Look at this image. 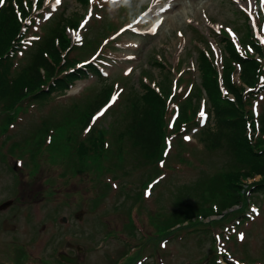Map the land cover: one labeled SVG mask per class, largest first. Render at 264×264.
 <instances>
[{
  "label": "rangeland",
  "instance_id": "374dc122",
  "mask_svg": "<svg viewBox=\"0 0 264 264\" xmlns=\"http://www.w3.org/2000/svg\"><path fill=\"white\" fill-rule=\"evenodd\" d=\"M231 1L45 0L36 4L41 8L34 9L40 22L32 23L25 54L17 53V69L29 61L38 36L49 34L61 19L65 32L77 43L71 55L82 64L98 62L102 75L80 80L70 91L54 94L46 102L32 103L27 111H0V205L14 202L0 210V264H60L59 254L77 258V264H217L219 259L220 264H264V195L249 193L248 205L223 212L236 213L223 220L217 214L203 216L205 224L217 221L191 227V221L200 218L196 211L212 189L211 179L231 166L224 152L209 151L203 141V131L213 123L201 90L198 48L209 51L219 68L227 44L222 46L220 33L243 38L247 53L253 42L264 48L260 6L263 2L264 7V0ZM14 5L18 11V4ZM147 7L149 11L138 16ZM159 8H167L159 14H166L163 22L156 33L147 32L152 19L148 15ZM252 8H257L252 14L255 23L248 14ZM248 24L256 32L250 33ZM106 85L114 91V102L97 114L92 127L103 129L108 154L96 162L86 160L84 166L75 147L68 150V137L79 136L80 141L92 131L73 126L67 130L62 125L84 112ZM143 85L166 88L168 95L179 87L181 95L171 99L167 120L176 114L177 101L180 105L190 96L185 100L187 124L197 122L173 136L164 161L150 166L118 139L131 96ZM195 101L197 115L192 112ZM256 105L264 110V91ZM248 128L254 134L252 122ZM8 161L11 166L18 164V178ZM73 162L78 163L77 169ZM258 180L248 178L242 186ZM80 210L84 211L81 221L75 218ZM182 220L190 226L173 228Z\"/></svg>",
  "mask_w": 264,
  "mask_h": 264
},
{
  "label": "trees",
  "instance_id": "16d2710c",
  "mask_svg": "<svg viewBox=\"0 0 264 264\" xmlns=\"http://www.w3.org/2000/svg\"><path fill=\"white\" fill-rule=\"evenodd\" d=\"M23 1L6 0L0 6V103H3L1 106L4 112L16 111L23 107L24 103L46 102L55 92L60 93L71 88L76 80L99 75L97 69L91 65L77 68L79 61L71 55L77 46L72 45L61 19L49 34L40 37L34 44L27 64L17 69L16 56L22 49V41L30 25L27 23L23 26L17 17L14 2L18 4L24 19L31 16L32 10L31 7L25 6ZM83 1L88 3V0ZM41 3L42 0L40 5ZM222 40L227 43L226 46L224 44L222 83L226 95L223 94L214 62L203 51L199 50L198 53L201 90L208 100L213 123V126L203 131V141L209 151L225 152L231 166L211 179L212 189L196 211L200 218L191 221V227L197 223L206 225L213 222L203 223V216L211 217L217 214L223 218L228 215L223 214L226 209L248 205L249 193L264 195V110L259 115L258 134L253 111V103L264 89L261 83L264 62L252 56H241L227 37ZM252 47L259 57L264 58V51L256 42L252 43ZM63 50L66 51L65 55L62 54ZM238 66L242 85L234 81ZM246 87L251 90L246 91ZM111 91L112 88L106 85L84 112L78 117L68 119L66 124L62 125L64 129L68 130L73 126L83 131L90 124L91 117L107 102ZM229 95L234 99H230ZM167 97L166 88L156 90L150 85H143L139 92L131 96L128 119L124 129L119 132L118 139L120 143H128L144 164L154 165L162 159L165 138L169 133ZM194 98L197 101L196 92ZM193 112L196 114L194 109ZM180 116L181 121H188L186 106L181 108ZM248 122H252L254 134H249ZM176 128L175 132L181 130L180 121L177 122ZM78 137H68V150L75 147L76 157L84 166L87 164L86 160H101L108 154L102 130H92L87 139L79 141ZM118 150H122V147ZM73 164L77 169L78 163ZM255 177H260V180L246 184L247 188L242 186V181ZM196 202L199 204V198ZM184 222L185 220H182L177 223V230L184 228ZM188 226L190 225H186Z\"/></svg>",
  "mask_w": 264,
  "mask_h": 264
},
{
  "label": "bare ground",
  "instance_id": "6f19581e",
  "mask_svg": "<svg viewBox=\"0 0 264 264\" xmlns=\"http://www.w3.org/2000/svg\"><path fill=\"white\" fill-rule=\"evenodd\" d=\"M161 12H166L165 10H162V9H154L152 10L150 13H149V17H153V21L151 22V24H154V26H157L162 18L161 17H165L166 14H162V15H159L161 14ZM156 16V17H154ZM167 18H170V20H172L174 18V16H167Z\"/></svg>",
  "mask_w": 264,
  "mask_h": 264
},
{
  "label": "water",
  "instance_id": "95a60500",
  "mask_svg": "<svg viewBox=\"0 0 264 264\" xmlns=\"http://www.w3.org/2000/svg\"><path fill=\"white\" fill-rule=\"evenodd\" d=\"M11 204H12V201H8V202H6L3 206H1V209H5V208L9 207ZM77 217H78L79 219H82V212L79 213V214L77 215ZM61 259H62L63 261H65V262L76 264V259L68 258V257L63 256V255H61Z\"/></svg>",
  "mask_w": 264,
  "mask_h": 264
},
{
  "label": "snow or ice",
  "instance_id": "6c2138e0",
  "mask_svg": "<svg viewBox=\"0 0 264 264\" xmlns=\"http://www.w3.org/2000/svg\"><path fill=\"white\" fill-rule=\"evenodd\" d=\"M2 2H3V0H0V3H2ZM57 2H59V0H57ZM203 115H204V113L201 112V116H203ZM185 139H188V137H186ZM240 239H243V235L240 236Z\"/></svg>",
  "mask_w": 264,
  "mask_h": 264
}]
</instances>
